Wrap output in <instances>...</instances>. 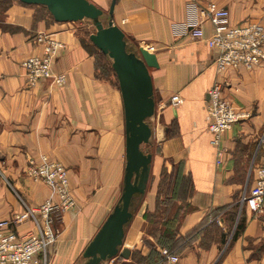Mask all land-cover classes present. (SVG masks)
Instances as JSON below:
<instances>
[{
    "label": "crops",
    "instance_id": "0c3cea01",
    "mask_svg": "<svg viewBox=\"0 0 264 264\" xmlns=\"http://www.w3.org/2000/svg\"><path fill=\"white\" fill-rule=\"evenodd\" d=\"M0 27V220L56 199L53 191L28 178L31 159L46 156L69 171L76 206L58 219L59 236L49 251V264H85L83 254L119 203L126 168V130L118 82L103 77L95 55L69 23L56 22L48 9L12 0ZM109 13L112 0H89ZM192 0H117L113 20L126 41L156 54L151 68L155 114L151 178L145 194L135 196L133 217L125 228L123 248L147 256L155 239L147 231L145 214L157 209L163 174L189 181L184 198L175 199L177 239L172 252L181 264H264V214L242 205L233 226L230 212L240 206V190L254 186V169L264 157V65L254 71L219 73V51L206 40L176 37L173 25L186 20ZM229 10L234 25L264 24V0H197ZM42 12V17L35 13ZM207 38L213 28L204 25ZM41 33L63 42L53 64L67 82L50 81L30 87L22 63L41 54L35 43ZM226 82L225 97L244 114L221 144L212 143L208 114L209 91ZM181 96L178 106L171 104ZM222 151V155L219 152ZM247 173L246 181L239 175ZM184 205V211L181 208ZM241 208V207H240ZM181 213V214H180ZM245 228L233 239L240 216ZM231 227V228H230ZM19 226L21 234L33 229ZM232 229V230H231ZM176 239V240H177ZM154 246V245H153ZM159 252L162 247L157 246ZM103 264H115L118 259ZM123 260V259H122ZM158 264H164L161 260Z\"/></svg>",
    "mask_w": 264,
    "mask_h": 264
},
{
    "label": "built area",
    "instance_id": "2783aa9c",
    "mask_svg": "<svg viewBox=\"0 0 264 264\" xmlns=\"http://www.w3.org/2000/svg\"><path fill=\"white\" fill-rule=\"evenodd\" d=\"M209 23L213 33L207 38L204 25ZM176 37H190L206 40L211 48L219 51L215 65L219 73L227 70L254 71L264 65V24L249 22L234 25L228 9L215 4L200 5L192 0L187 6L186 20L173 25ZM35 43L42 47V53L23 61L30 87L50 81L58 87L66 84L65 73H56L54 61L60 51L66 48L63 42L52 34L41 33ZM226 82L218 81L209 91L208 114L212 143L219 147L224 134L244 119V114L224 95ZM181 96L174 95L171 104L178 106ZM222 151L219 155H222ZM28 178L49 187L56 199H46L32 206L23 202L24 209L12 218L0 220V264H49V251L56 243L59 229L58 219L76 206L68 169L46 156L40 161L31 159L27 166ZM254 186L245 191L241 206L246 205L254 214H264V157L254 169ZM31 222L33 229L21 234L19 226ZM164 264H181L178 253L161 249Z\"/></svg>",
    "mask_w": 264,
    "mask_h": 264
},
{
    "label": "water",
    "instance_id": "95a60500",
    "mask_svg": "<svg viewBox=\"0 0 264 264\" xmlns=\"http://www.w3.org/2000/svg\"><path fill=\"white\" fill-rule=\"evenodd\" d=\"M27 5H40L48 9L59 23L93 21L96 33L90 35L92 43L113 59L121 92L126 130V168L124 187L119 203L108 216L83 257L85 264H103L116 257L129 259L131 250L123 248L125 228L131 221V206L136 195H143L151 176L153 155L142 150L153 131L147 120L155 114V100L151 68L158 67L156 54L143 47L141 56L127 49L125 33L113 20L117 0H112L109 20H102L104 11L89 0H19Z\"/></svg>",
    "mask_w": 264,
    "mask_h": 264
},
{
    "label": "rangeland",
    "instance_id": "374dc122",
    "mask_svg": "<svg viewBox=\"0 0 264 264\" xmlns=\"http://www.w3.org/2000/svg\"><path fill=\"white\" fill-rule=\"evenodd\" d=\"M13 1L12 0H0V27H3V28H8L7 27V24H4L6 18H7V15H8V11L11 9V7L13 6ZM35 15L37 17H42V12H38L35 13ZM109 13H104L103 17H102V20L105 24H107L108 20H109ZM69 25L71 26H74L77 33L80 34V36L83 38V40L88 44L91 52L95 55V58H96V62H97V67L98 69L101 71V75L103 77H106V78H109V77H112L114 78L115 81H117V78L115 76V72L113 70V67H112V64H113V59H111L108 55L104 54L103 52H101L93 43L92 41L90 40V35L96 33V28L93 24V21L92 20H89V19H85V20H82V21H78V22H71L69 23ZM128 44V43H127ZM127 49L129 52H134L136 53L138 56H141L140 54V51L137 47L131 45V44H128L127 46ZM148 124L150 125L151 128H153V119L152 118H149L147 120ZM152 137L150 139V142L148 144H144L142 146V150L145 152V153H154L156 150H157V147L155 145H152ZM247 173H242L239 175V180L240 181H246V175ZM153 178V176L151 175L150 176V179ZM154 179V178H153ZM165 182L162 183V193H161V207H163V209L165 208V203H169L168 205H170L169 207H172V208H169V210L167 211L166 215L170 216V217H176V219L172 220L174 221L173 222V226L174 228H176V226L178 225L177 224V221H178V217L176 216V212H178L177 209L178 206L177 204L171 199L170 196L167 195V189H166V181L167 179L164 178ZM150 183V181H149ZM73 189V188H72ZM186 189H183V188H180L179 192H178V195H177V198L176 199H179V198H184V195L187 193V191H185ZM246 191V190H245ZM74 192V191H73ZM243 193V190L241 189L240 190V194H239V198L242 197L241 194ZM137 198H139V195L137 196ZM165 202V203H164ZM173 204V205H171ZM241 207V208H240ZM184 205L182 206L181 208V213L184 211ZM242 209V206L240 204V206L237 207V213L240 214V212ZM180 213V214H181ZM154 214H157V217L155 218V221L156 222H161L163 219V211H160L158 213H154ZM240 216V215H239ZM172 225V224H171ZM233 226V225H232ZM153 225L150 224V225H147V230L148 231H151L153 230ZM156 227V225H155ZM231 228V227H230ZM232 230V229H231ZM146 246L150 247V243H145ZM140 258L139 255H136L132 261H126L127 259H120V257H116V259H118V261H114L115 264H134L136 263V261H138ZM115 259V260H116ZM112 261V259H111Z\"/></svg>",
    "mask_w": 264,
    "mask_h": 264
},
{
    "label": "trees",
    "instance_id": "16d2710c",
    "mask_svg": "<svg viewBox=\"0 0 264 264\" xmlns=\"http://www.w3.org/2000/svg\"><path fill=\"white\" fill-rule=\"evenodd\" d=\"M35 6H37V5H35ZM38 6H40V5H38ZM41 7L46 9V7H44V6H41ZM83 45L89 50V52L91 54H93L91 52L88 44L84 40H83ZM115 76H116V74H115ZM117 82H118V80H117ZM163 176H164V178L167 179L166 185H165L166 189H167L166 190L167 195L170 196L171 199L174 201L177 198V195H178L180 188L185 189L186 185L188 184L189 181L182 179L180 182V179H178V178L173 179L172 175L171 174L167 175L166 172L163 174ZM164 178H162V181H161L156 211L152 212V213L147 212L145 214V219L147 221V225L152 224L154 226L153 230H151V231L147 230V231L155 239V244L150 243V245H149L150 246V252L147 256H143L142 253H140V252H135L133 254V258L136 255H139L140 258L134 264H158V263H160L161 260H163V257L161 255V252H159L156 249L157 246L169 249L170 251H173V249L176 248L179 244V239L176 238L177 237V226H176V228H174V226H173V222L175 221L174 219H176V217L175 216L170 217V216L166 215L169 208H172V207H169L170 206V205H168L169 203H165V202H164L165 208L163 209V207H161L162 203H161L160 196L162 193L161 189L163 187L162 183L165 182ZM136 196H138V195H136ZM171 205H173V204H171ZM237 207H238V205L235 206V209H237ZM160 211H163V213H164L163 218H162L163 220L161 222H156L155 218L157 217V214H154V213H158ZM237 214H238L237 210L230 212L229 220H228L230 223V226H232L234 224L236 217H237ZM176 215H177V212H176ZM172 220H174V221H172ZM177 223H178V221H177ZM155 225H156V227H155ZM244 228H245V218L240 216L239 222L237 223V227H236L234 235H233V239H236L241 234V232L244 230ZM120 259H123V258H120Z\"/></svg>",
    "mask_w": 264,
    "mask_h": 264
}]
</instances>
